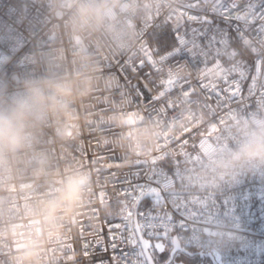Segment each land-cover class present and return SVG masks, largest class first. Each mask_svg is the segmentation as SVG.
Wrapping results in <instances>:
<instances>
[{
  "label": "built area",
  "instance_id": "obj_1",
  "mask_svg": "<svg viewBox=\"0 0 264 264\" xmlns=\"http://www.w3.org/2000/svg\"><path fill=\"white\" fill-rule=\"evenodd\" d=\"M188 2L0 0V114L11 133L0 141V264H112L110 246L89 249L85 259V242L110 245L105 220L125 223L117 192L128 185L119 182L137 171V160L151 167L161 151L169 156L158 165L170 170L168 191H179L169 192L168 204L186 225L170 234L171 244L176 235L183 247L210 253L197 264H264V163L241 150L264 129V73L255 65L264 57V0L248 9L259 32L224 41L199 68L163 69L177 85L223 86L238 75L242 99L209 102L177 88L173 110L149 114L129 102L125 77L116 74L121 61L138 62L145 33L199 28L187 20ZM214 19L218 30L234 27ZM148 71L129 70L127 78L143 88ZM182 254L176 264H188Z\"/></svg>",
  "mask_w": 264,
  "mask_h": 264
},
{
  "label": "snow or ice",
  "instance_id": "obj_2",
  "mask_svg": "<svg viewBox=\"0 0 264 264\" xmlns=\"http://www.w3.org/2000/svg\"><path fill=\"white\" fill-rule=\"evenodd\" d=\"M250 7H254L251 0H218V2L212 0L206 6H201L200 0H189L186 5L187 20L198 22L199 28H185L182 32L181 27H176L173 29L174 34L145 33L138 62L137 60L121 61L116 72L119 79L121 75L125 77L123 86L128 90L129 102L143 106L149 114L166 116L175 107L171 97L176 93L177 88L185 97L199 91L209 102H233L237 100L238 93H241L239 98L242 99L241 78L238 75L225 77L223 86H210L203 80L184 81L177 85L174 79L163 74V69L165 66L199 68L209 63L211 50L219 49L224 41L232 43L234 40H242L252 28L255 29L253 34L259 32V17L249 22V15L255 14V12L248 13ZM194 12L198 14H193ZM216 16L231 22L234 27L229 28L227 32L223 31L222 27L218 30L215 26ZM260 16L264 17V12H261ZM197 45L202 46V54L193 53L192 49ZM215 62L220 63L219 56L215 57ZM255 65L258 72L264 73V57L257 55ZM146 67L149 71L144 73V87L141 88L139 84L132 85L131 80L127 78V72L130 70L132 73H139ZM149 85L152 87L149 88ZM188 132L194 135L196 129H189ZM190 138V136L178 138L181 147L187 144ZM168 159V153L161 151L160 155L151 162V167H148L145 161H136L137 171L126 175L124 180L119 182L127 184L128 187H122L117 192L118 197H124L117 202L121 205L120 215L125 223L113 224L110 222L112 217L106 219L110 245L102 246L99 241L94 243L86 241L85 259L91 255L89 249L94 251L103 247L107 251L110 246L113 252L112 264L114 261L117 264L119 261H124V264H161V260L162 264H176V258L182 252L173 248L170 234L186 230V225L181 210L168 204L171 193L168 192L166 181L170 176V170L158 167ZM141 168L144 169L143 179H141ZM131 177H135L137 182L134 183ZM145 201H147L145 210H141L140 206ZM125 228L127 237L123 234ZM113 229L117 231L113 232ZM103 231L102 228L101 239H103ZM117 239L125 245L124 248L117 245L115 242ZM127 246H131V251L126 250ZM165 253L167 258H163Z\"/></svg>",
  "mask_w": 264,
  "mask_h": 264
},
{
  "label": "clouds",
  "instance_id": "obj_3",
  "mask_svg": "<svg viewBox=\"0 0 264 264\" xmlns=\"http://www.w3.org/2000/svg\"><path fill=\"white\" fill-rule=\"evenodd\" d=\"M16 110L22 111L25 107L26 101H16ZM11 135L10 130L6 128L5 118L0 114V141L5 137ZM250 159L258 160L264 163V129L253 134L245 145H242L241 149Z\"/></svg>",
  "mask_w": 264,
  "mask_h": 264
},
{
  "label": "water",
  "instance_id": "obj_4",
  "mask_svg": "<svg viewBox=\"0 0 264 264\" xmlns=\"http://www.w3.org/2000/svg\"><path fill=\"white\" fill-rule=\"evenodd\" d=\"M168 192H179V191L176 189H170ZM172 246H173V248L180 249L181 252H183L184 254L189 255V256L198 255V256L202 257V256H209L210 255V253H208V252L194 251V250H190L189 248L183 247L180 243V240L177 238L176 235H174L172 238Z\"/></svg>",
  "mask_w": 264,
  "mask_h": 264
},
{
  "label": "trees",
  "instance_id": "obj_5",
  "mask_svg": "<svg viewBox=\"0 0 264 264\" xmlns=\"http://www.w3.org/2000/svg\"><path fill=\"white\" fill-rule=\"evenodd\" d=\"M191 250H194V249L191 248ZM163 258H167V253L164 254ZM197 259H198V255H193V256H188L186 261L188 262V264H197L198 263Z\"/></svg>",
  "mask_w": 264,
  "mask_h": 264
},
{
  "label": "rangeland",
  "instance_id": "obj_6",
  "mask_svg": "<svg viewBox=\"0 0 264 264\" xmlns=\"http://www.w3.org/2000/svg\"><path fill=\"white\" fill-rule=\"evenodd\" d=\"M188 256H189V255H186V254L183 253L181 258L187 260ZM200 258H201V257L198 256V259H197V260L199 261Z\"/></svg>",
  "mask_w": 264,
  "mask_h": 264
},
{
  "label": "flooded vegetation",
  "instance_id": "obj_7",
  "mask_svg": "<svg viewBox=\"0 0 264 264\" xmlns=\"http://www.w3.org/2000/svg\"><path fill=\"white\" fill-rule=\"evenodd\" d=\"M161 263H162V261H161Z\"/></svg>",
  "mask_w": 264,
  "mask_h": 264
}]
</instances>
